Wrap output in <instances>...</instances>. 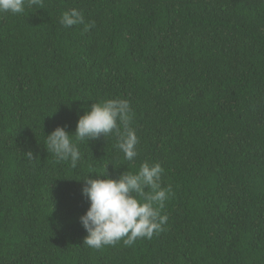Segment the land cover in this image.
Instances as JSON below:
<instances>
[{"label": "trees", "instance_id": "trees-1", "mask_svg": "<svg viewBox=\"0 0 264 264\" xmlns=\"http://www.w3.org/2000/svg\"><path fill=\"white\" fill-rule=\"evenodd\" d=\"M42 3L0 12V264H264V0ZM73 8L95 27H64ZM110 99L130 104L133 161L114 133L75 136ZM57 127L75 169L47 150ZM144 162L172 188L164 230L88 247L84 179Z\"/></svg>", "mask_w": 264, "mask_h": 264}, {"label": "clouds", "instance_id": "clouds-1", "mask_svg": "<svg viewBox=\"0 0 264 264\" xmlns=\"http://www.w3.org/2000/svg\"><path fill=\"white\" fill-rule=\"evenodd\" d=\"M43 8L42 0H0V12L20 14L25 4ZM60 23L64 27L84 25V31L95 27V22L86 23L82 12L73 8L63 13ZM132 114L130 104L124 99H110L103 103H94L91 110L78 120L75 136L78 141L95 140L101 135L115 134L118 148L125 158L133 161L137 156L138 137L131 127ZM72 135L62 127H57L47 136L48 152L59 160H71L73 169L81 159ZM29 159H35L31 151L26 153ZM164 169L159 163L141 164L137 174L124 172L119 179H84L83 194L90 200V208L81 217L88 235L84 244L93 249L115 246L123 241L124 246H132L137 239H151L162 232L167 215L162 214L172 188L161 186ZM99 176H108L107 167Z\"/></svg>", "mask_w": 264, "mask_h": 264}]
</instances>
